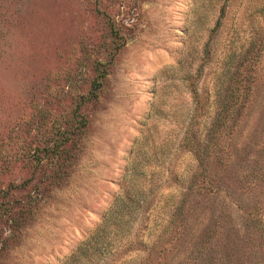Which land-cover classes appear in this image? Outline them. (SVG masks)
Instances as JSON below:
<instances>
[{
  "label": "rangeland",
  "instance_id": "rangeland-1",
  "mask_svg": "<svg viewBox=\"0 0 264 264\" xmlns=\"http://www.w3.org/2000/svg\"><path fill=\"white\" fill-rule=\"evenodd\" d=\"M0 264H264V0H0Z\"/></svg>",
  "mask_w": 264,
  "mask_h": 264
},
{
  "label": "trees",
  "instance_id": "trees-1",
  "mask_svg": "<svg viewBox=\"0 0 264 264\" xmlns=\"http://www.w3.org/2000/svg\"><path fill=\"white\" fill-rule=\"evenodd\" d=\"M104 78H105V70L103 72H101L100 75L93 81V83H92V87L93 88H92V91L90 92V96H89L88 100L92 101L94 98L97 97V92L101 89L102 80ZM83 101H85V100H83ZM246 101H247V97L244 96V94H242V96H237L234 99V103L235 104L241 103V105H243V106L246 103ZM79 121H81V123H83V125L86 124V119L82 115H81V118H80ZM62 137H63V146H65V145H67L69 143L70 136H69V134L67 132H65V134L62 135ZM59 146L58 145H55L54 147H52V148L49 149V151L51 152V154H53L56 157H59L60 156V152H59L60 147ZM179 209H181V208H179ZM92 238H93V236H92ZM80 250H83V246L80 248ZM73 256H75V254Z\"/></svg>",
  "mask_w": 264,
  "mask_h": 264
}]
</instances>
